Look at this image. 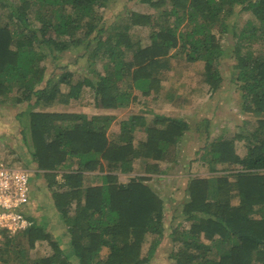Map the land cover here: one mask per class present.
<instances>
[{
	"label": "trees",
	"instance_id": "trees-1",
	"mask_svg": "<svg viewBox=\"0 0 264 264\" xmlns=\"http://www.w3.org/2000/svg\"><path fill=\"white\" fill-rule=\"evenodd\" d=\"M108 1L0 0L6 11L5 19L0 16V103L26 104L15 114L18 140L43 183L34 207L39 214L30 206L28 224L5 234L0 262L149 264L164 235L167 208L146 179L166 173L191 123L149 107L152 118L144 128L142 116L132 114L110 134L112 113L37 107L68 103L88 86L95 105L122 108L137 98L133 89L156 97L173 68L202 61L199 81L218 88L221 67L227 66L242 111L258 117L252 128L233 135L210 139L205 131L195 153L210 173L189 175L187 198L171 209L175 217L181 204L183 218L168 226L170 264H264V0H138L154 12L128 7L107 26ZM244 11L250 17L239 24L237 15ZM141 29L148 30L144 41L132 37V30ZM81 43L79 56L89 63L99 58L100 70L87 66L75 79L67 69L47 74L43 61ZM258 43L263 47L255 48ZM139 129L145 135L134 142ZM236 141L244 142L243 155ZM141 157L147 159L144 174L132 173ZM217 164L235 172L217 174ZM122 173L126 181L119 179ZM37 241L50 251L31 256Z\"/></svg>",
	"mask_w": 264,
	"mask_h": 264
},
{
	"label": "rangeland",
	"instance_id": "rangeland-1",
	"mask_svg": "<svg viewBox=\"0 0 264 264\" xmlns=\"http://www.w3.org/2000/svg\"><path fill=\"white\" fill-rule=\"evenodd\" d=\"M127 7V8H126ZM128 7L154 12V8L147 3H142L138 0H109L103 8V21L108 26L113 19ZM0 16L2 19L6 18V11L0 8ZM239 24H242L245 19L250 17L248 11H244L237 15ZM133 38H141L143 41L147 35V29L132 30ZM227 35V34H226ZM228 38H231L228 36ZM230 40L223 37V42L228 44ZM254 47L262 48L263 44H255ZM83 51V43L70 46L63 51L57 58H47L45 61L46 72L60 73L63 70H69L73 79L77 78L80 72H88L87 66H94L98 70L101 68V61L99 58L96 62L89 63L86 57L79 56ZM231 60V59H230ZM203 70V62L196 61L192 66H179L172 69V72L166 76L160 85L159 93L156 97L140 95L139 91L133 89V93L137 94V98L131 100L125 107L122 108H103L94 104V99L91 89L88 86L83 87L81 96L76 99H71L68 103H52L48 105L40 104L37 109L43 110H66L79 111L87 114L93 113H112L115 115L114 119L109 125L108 132L110 134L117 132L119 129V122L132 114L142 116L141 121L144 126L151 120L152 112L148 111L151 107L154 112L164 113L168 115H178L187 118L192 127L183 136L178 156L169 163L166 173L151 174L146 179L163 197L166 205V228H164V235L157 250L151 257L149 264H170L169 253L172 247L169 232V224L175 225L182 221V216L178 212L180 206H177V215L172 216V208L175 204L187 198V193L184 192L189 175H208L210 169L208 164L201 159V156L195 151L205 143V131H209V138H213L218 134L233 135L244 128H252L255 125V120L258 117L257 113L246 112L241 109L240 91L229 80V69L227 66H222V74L224 79L220 86L214 90L208 88L205 82L199 81V73ZM61 90L66 91L68 86L61 84ZM24 102H4L0 103V160L5 161L10 165L22 166L29 170L28 180V195L29 202L21 208V211L31 212L38 215L39 211L34 209L35 203L39 201L36 196L40 190L38 184L41 185L42 179L37 175V170L32 161L26 154L27 146L19 144L20 122L15 114L25 107ZM209 121L206 123V119ZM244 127V128H242ZM134 142L142 138L145 133L143 130L135 131ZM237 152L240 155L245 153V146L243 141H236ZM172 155V153H171ZM200 157L197 159V157ZM147 159L144 157L138 158L134 161L132 173L144 174L145 164ZM160 165L165 166V162ZM217 174L231 175L235 169H225V164H217ZM232 167V164L229 165ZM149 174V173H147ZM93 173H90L93 181L96 179ZM232 178V176H229ZM121 181H126L128 175L119 174ZM91 179H88V182ZM233 202L236 199H232ZM38 212V213H37ZM185 223H188L185 221ZM150 237L148 236L143 244V250L148 246ZM3 242V241H2ZM25 244L26 241H24ZM2 244V243H1ZM29 254L31 256L45 255L50 251L49 245L45 241H37L33 248H30ZM107 249L103 248L101 255L105 256ZM0 264H2L0 262ZM148 264V263H147Z\"/></svg>",
	"mask_w": 264,
	"mask_h": 264
},
{
	"label": "built area",
	"instance_id": "built-area-1",
	"mask_svg": "<svg viewBox=\"0 0 264 264\" xmlns=\"http://www.w3.org/2000/svg\"><path fill=\"white\" fill-rule=\"evenodd\" d=\"M29 170L0 160V245L5 234L11 235L28 224L21 208L29 201Z\"/></svg>",
	"mask_w": 264,
	"mask_h": 264
}]
</instances>
